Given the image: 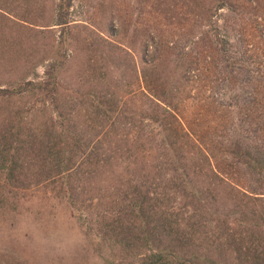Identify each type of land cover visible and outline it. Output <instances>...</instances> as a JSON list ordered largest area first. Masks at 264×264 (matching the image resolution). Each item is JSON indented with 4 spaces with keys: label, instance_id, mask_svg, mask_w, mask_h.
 <instances>
[{
    "label": "trees",
    "instance_id": "16d2710c",
    "mask_svg": "<svg viewBox=\"0 0 264 264\" xmlns=\"http://www.w3.org/2000/svg\"><path fill=\"white\" fill-rule=\"evenodd\" d=\"M0 1V9L13 12L16 0ZM26 1L50 3L37 25L58 26L62 38L70 33L73 0ZM201 1L194 0L198 23L192 36L204 40L217 30L218 53L227 56L233 42L248 53L252 44L232 35L217 19L221 10L234 6L233 0ZM246 1L264 6L261 0ZM152 40L141 45V67L135 62L132 68L140 83L137 89L130 85L121 91L132 76L129 72L112 83L104 73L103 94L74 89L90 79L77 73L69 84L63 81L65 58L53 59L43 77L19 75L9 86L0 84V190L8 202L0 203V211L43 187L48 199L69 205L74 218H83L92 230L109 237L106 264H225L226 249H237L248 264L264 260L259 249L264 241L245 244L236 231H264V192L249 191L231 180L187 128L180 108L186 106L193 82L195 61L190 50L185 51L188 47L179 51L178 39ZM263 79L257 73L248 84ZM111 84L116 87L111 89ZM72 88L68 96L66 90ZM28 95L40 97L28 109L6 106ZM253 100L255 94L249 91L245 106ZM241 106L232 109L237 123ZM45 108L50 113L46 133L41 134L28 120ZM252 139L248 136V144H242L249 148L253 171L264 180V146L262 150ZM0 264H20L15 250L0 247Z\"/></svg>",
    "mask_w": 264,
    "mask_h": 264
},
{
    "label": "rangeland",
    "instance_id": "374dc122",
    "mask_svg": "<svg viewBox=\"0 0 264 264\" xmlns=\"http://www.w3.org/2000/svg\"><path fill=\"white\" fill-rule=\"evenodd\" d=\"M49 4L16 0L12 13L0 9V84L3 87L9 86L15 76L43 77L53 59L65 58L68 61L60 72L63 81L69 84L77 73L80 78L82 75L90 79L87 84H75L74 89H94L103 94L104 73H109L107 81L112 83L122 79L126 72L132 76L125 79L127 83L121 91H127L130 85L137 89L140 83L134 79L132 68L135 62L141 67L142 43L151 38L154 41L178 39L179 51L188 47L185 51L190 50L195 61L191 64L193 82L189 99L180 108L187 128L212 153L216 167L231 180L249 191L264 192V180L253 171L249 148L242 144H248L246 137L250 136L255 139L252 143L259 142L262 150L264 146V79L261 83L248 84L257 73L264 76V6L233 0L234 6L221 10L217 17L219 25L252 44L248 53H242L237 43H230L224 56L218 53L217 30L211 31L210 37L204 40L192 36L198 23L194 0H73L71 31L63 38L58 26L44 29L37 25L44 21L42 13L45 8L49 9ZM116 46L123 50L116 52ZM110 87L114 89L116 85ZM249 91L255 94V100L245 106ZM66 93L73 94V88ZM39 98L28 95L6 106L28 109ZM84 100H88L86 96ZM237 104L242 105L239 123L237 111L232 110ZM43 110L30 115L28 120L40 128L35 132L41 134L46 133L50 113L49 108ZM38 189L33 197L13 200L7 211H0V247L14 249L20 264H106L104 257H109L111 251L109 237L96 228L92 230L89 227L92 224L88 225L83 218H74L75 211L69 205L48 199L45 188ZM20 196L14 195V198ZM5 197L0 190L1 204L8 203ZM257 206L263 207L260 201ZM241 230L236 227L237 237L246 240L245 244H251V239L264 241V231L260 228L240 234ZM259 249L264 251V245ZM243 251L247 253V249ZM218 254L214 250L213 255ZM222 258L225 264H248L237 249L223 250ZM254 264H264V260Z\"/></svg>",
    "mask_w": 264,
    "mask_h": 264
}]
</instances>
